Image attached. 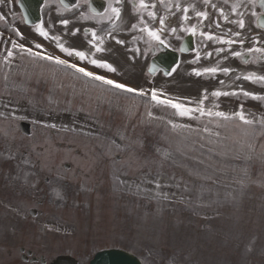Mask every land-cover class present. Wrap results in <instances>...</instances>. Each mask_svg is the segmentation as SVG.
I'll list each match as a JSON object with an SVG mask.
<instances>
[{"label":"rangeland","instance_id":"rangeland-1","mask_svg":"<svg viewBox=\"0 0 264 264\" xmlns=\"http://www.w3.org/2000/svg\"><path fill=\"white\" fill-rule=\"evenodd\" d=\"M50 2L37 24L47 39L37 25L24 26L17 10L0 20V172L14 166L17 174L6 157L22 163L24 243L42 246L37 249L47 259L67 253L78 264L108 246L132 250L147 264H264V105L243 95H255L252 80L235 77L250 69L236 68L214 82L187 77L181 67L152 78L145 70L148 49L130 40L128 13L91 25L79 16V5L63 12ZM84 27L104 39V51L95 52ZM54 36L88 58L114 62L116 71L72 59ZM12 41L135 89H157L160 99L185 107L195 109L206 95L205 113L232 118L180 116L152 101L150 91L111 90L12 49ZM9 49L13 57L6 62ZM213 91L236 94L213 97ZM241 106L252 125L232 115ZM21 120L29 122V136L19 133ZM31 207L41 214L29 216ZM8 234L6 240L17 233Z\"/></svg>","mask_w":264,"mask_h":264},{"label":"flooded vegetation","instance_id":"flooded-vegetation-1","mask_svg":"<svg viewBox=\"0 0 264 264\" xmlns=\"http://www.w3.org/2000/svg\"><path fill=\"white\" fill-rule=\"evenodd\" d=\"M91 1L93 3H91ZM5 4V0H2ZM82 4L81 16L90 21L108 20L116 21L108 6L119 7L121 15L129 11L130 19V40L133 46L145 45L149 52V59L156 53H163L164 48L171 49L178 54V61L175 68H183L187 77H192L198 81H214L216 78H224L234 72V68L240 67L250 69L247 73L264 76V52H256L254 49H264V26H259V18H264V7H261L259 0L251 3L250 0H144L147 5L140 8V0H80ZM91 3V4H90ZM100 14L92 13L90 10L98 11ZM188 11L185 12L184 9ZM7 9L0 6V10ZM235 9V10H234ZM149 12L155 14L154 18L148 15ZM197 12H204L205 17L197 16ZM255 12L256 15H252ZM8 13L0 11V17L4 18ZM187 19H184V17ZM164 18L163 31H160V18ZM243 19L245 27L241 29L236 21ZM136 27L133 28L132 25ZM145 26L149 30L158 32L160 38L165 42L160 44L148 36L143 31ZM195 29L189 31L188 29ZM172 29H175L173 32ZM235 33H240L236 36ZM211 35L213 39H207ZM233 40L234 43L227 44L224 41ZM240 41H243L241 44ZM183 42L191 43V51L181 53L179 47ZM250 49L252 51H250ZM219 50V51H218ZM233 52L241 53L234 56ZM207 67H217L216 73H205L202 70ZM228 68L225 73L222 69ZM200 71V75H196ZM244 77H241L243 81ZM253 87L258 96H264V81H253ZM20 185V187H19ZM22 183H17L15 193L18 198L17 204L13 194L6 196L5 209L0 210V224L7 221L10 224L23 226L24 209L22 206ZM12 193V192H11ZM0 247L2 255L9 259L5 264H47L48 262L40 256L38 249L34 245L25 246L22 233H18L16 241H11L0 237ZM11 259V260H10Z\"/></svg>","mask_w":264,"mask_h":264},{"label":"snow or ice","instance_id":"snow-or-ice-1","mask_svg":"<svg viewBox=\"0 0 264 264\" xmlns=\"http://www.w3.org/2000/svg\"><path fill=\"white\" fill-rule=\"evenodd\" d=\"M205 2H207V0H205ZM250 2L251 3H256V0H250ZM116 3L119 4L120 0H116ZM259 3L261 5V7H264V0H259ZM139 7L140 8L147 7V5L144 3V0H140ZM108 10L112 13V15L116 19L120 18L121 9L119 7H113L112 5H109L108 6ZM184 11L187 12L188 9L185 8ZM148 15L150 17H153V18L155 16V14L153 12H149ZM196 15L197 16H201V17H205L207 14L204 13V12H197ZM252 15L255 16L256 13L253 12ZM0 19H2V17H0ZM184 19H187V17L185 16ZM61 23L64 24V25H67L68 24V20H66V19L62 20ZM236 23H238V25H239V27L241 29H243L245 27V22H244L243 19L236 21ZM160 24H161L160 31H163V25H164V18L163 17L160 18ZM259 26H264V21H261ZM132 27L135 28L136 25L133 24ZM35 30L40 36H42V37H44L46 39L49 38V33L47 31H45L44 28L41 27L40 25H37ZM188 30L189 31H193V32L195 31L194 28L193 29H188ZM143 31L147 32L149 37H151L153 40L158 41L160 44H164L165 43L160 38V35H158L157 31L149 30L147 26H145ZM172 31L174 32L175 29H172ZM72 34L75 35L76 33L73 32ZM16 35L17 36H21V38H22V35H21V33L19 31H16ZM235 35L239 36L240 33H235ZM51 39L55 40L57 42V47L60 49V51L63 52V53H66L67 56H69V57L75 56V57H78L81 61H84V60L87 59L89 64L94 65L96 68L105 69L108 72H115L116 71V69L111 64L107 63L106 61H102V60L95 59V58H88V54L86 52H84V51H78V50L66 48L64 46V44L60 43V37L59 36L51 37ZM207 39L211 40V39H213V37L211 35H208ZM116 42L117 43H123V41H119V40H117ZM224 42L227 43V44L234 43L233 40H227V41H224ZM89 43H90L91 47L93 49H95V52L104 51V48H103L104 39L102 37L98 36L97 33L92 32L91 39H90ZM240 43L242 44L243 41H240ZM34 47L36 49H42V45L41 44H35ZM12 49H18L22 53H26L28 56H31L33 58H38V59H42V60H48V61H51V62L55 63L56 65H61V66H64L66 68L72 69L76 73H79V74H81V75H83L85 77H88V78H90L93 81H98L101 84L108 85L111 88L116 89V90H120V91L127 92V93H134L137 96H145L150 91V97H151L152 101H154L156 104L165 105V106H168V107H171V108L175 109L177 114L180 115V116H187L190 113L195 111V112H199L201 115L208 114V115H215V116H218V117H223L225 120H228V119L232 118L229 115H227L226 113L221 112V111H217L215 113H212V112L205 113V109L203 107V104H204V100L207 99L206 95L202 96V99L198 102L199 106L196 107L195 109H193V108H190V107H185L180 102H173L171 99H167V98L166 99H160V96H162L164 94L161 91H158L157 89L153 88L151 90H145V89H135V88L129 87V86L123 84V83H119V82L114 81L112 79H108V78H106L103 75H98V74H95V73H93L91 71H87L84 67H79L77 64L70 63L68 60L61 59L59 56H55L54 57V56H51V55H43L40 51H33L32 48H26L23 44H19L16 41H12ZM250 51H252V50L250 49ZM254 51H256V52H264V49L257 48V49H254ZM232 54L234 56H240L241 55V53H239V52H233ZM11 57H13V51L11 49H9L7 51V56L4 59L7 62ZM174 70L175 69H173V71ZM202 71L205 72V73H216L218 71V69H217V67H207V68H204ZM222 71L227 73L229 71V69L228 68H224V69H222ZM168 74L170 75L171 73H168ZM195 74L196 75H200L201 72L200 71H196ZM244 79L245 80H252V81H264V76H256L255 74L250 73V74L244 76ZM235 94L236 93H234V92L233 93H229V92H220V91H213L211 93V95L213 97L228 96V95H235ZM243 95L245 97L251 96L253 99L264 100V97L256 96V95H254V94H252L250 92H247V91H244ZM242 109H243V106H241V110L234 112L232 115L234 117L240 119L241 121H243L244 124L252 125L254 123V121L251 120V119H247L245 117L244 112H243ZM261 123L264 124V120H261ZM174 127H175V125H174Z\"/></svg>","mask_w":264,"mask_h":264},{"label":"water","instance_id":"water-1","mask_svg":"<svg viewBox=\"0 0 264 264\" xmlns=\"http://www.w3.org/2000/svg\"><path fill=\"white\" fill-rule=\"evenodd\" d=\"M40 0H24L22 8L25 10L26 23H33L36 21L35 13ZM33 4V7H30ZM175 58H171L170 63ZM22 131L28 133V126L20 124ZM55 264H73L70 259L66 257L58 258ZM92 264H140L133 256L120 251H106L97 256Z\"/></svg>","mask_w":264,"mask_h":264}]
</instances>
